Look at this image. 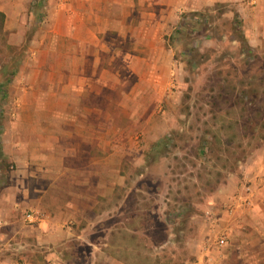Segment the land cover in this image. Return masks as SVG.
Returning <instances> with one entry per match:
<instances>
[{
  "label": "crops",
  "instance_id": "crops-1",
  "mask_svg": "<svg viewBox=\"0 0 264 264\" xmlns=\"http://www.w3.org/2000/svg\"><path fill=\"white\" fill-rule=\"evenodd\" d=\"M182 9L230 18L248 49L264 55V0H0V33L8 38L0 54V175L10 166L9 183L0 189V231L22 240L15 249L19 260L1 257L0 264H34L42 247L48 261L62 264L72 242L79 247L92 229L108 246V231L127 233L128 223L143 222V213L125 215V203L131 191L144 189L140 180L148 174L144 162L151 150L139 147L141 132L135 136L144 119L134 113L135 128L128 120L130 99L145 91L127 90L123 80L138 76L134 64L147 58L125 46H138L162 29V16L173 18ZM153 58L152 67L160 62ZM150 75L154 79L155 70ZM156 83L150 91L160 96ZM157 132L159 146L164 139ZM247 160L210 188L198 204L201 212L172 206L164 246L183 241L186 247L170 251L169 264H242L245 255L264 250L258 241L264 240V141ZM28 210L44 217L31 222ZM224 232L228 241L220 246ZM96 245L105 264H144L143 251L139 263L129 260L133 251L123 257L122 250L120 257L112 246L103 251ZM161 247L153 253L157 264Z\"/></svg>",
  "mask_w": 264,
  "mask_h": 264
},
{
  "label": "rangeland",
  "instance_id": "rangeland-1",
  "mask_svg": "<svg viewBox=\"0 0 264 264\" xmlns=\"http://www.w3.org/2000/svg\"><path fill=\"white\" fill-rule=\"evenodd\" d=\"M190 12L182 9L173 18L162 16V29L159 32H150L147 40L137 42L138 46L133 41H128L125 46L130 53L147 58L134 64L139 71L138 76L130 75L123 80L127 90L145 91L144 95L138 93V99H130L128 120L129 125L135 128L134 113L144 119V125L139 126L135 136L141 132L139 147L144 146L145 151L151 150L146 153L144 162L148 174L140 180L144 189L131 191L125 203L128 208L125 215L131 217L135 213H143V222L128 223L131 228L127 233L108 231V246L104 244L106 238L98 236L103 233L92 229L91 233L86 234V239L79 241V247L76 246L78 242H72L73 248L63 257L65 262L62 264H105L108 258L104 260L106 254L99 250L94 252L96 244L103 251L112 246L114 255L120 257L122 250L123 257L128 251H133L135 253L129 260H139V263L140 252L143 251L144 264H157L153 253L160 245L162 256L159 264H169L170 251L181 250L184 253L186 247L183 241L176 244L167 242L164 246L169 236L168 230L172 229L169 227L168 213L172 206L186 204V213L190 214L195 208L201 212L198 204L212 194L210 188L227 181L231 176L230 171L237 168L239 161L240 166L246 163L264 141V55L248 49L246 38L241 31L233 30L228 17L216 20L211 15L201 13L203 25L199 31L194 35L188 31L176 34L185 15ZM7 39L1 32L0 54L7 51ZM153 57L155 61L159 58L160 62H155L152 67L148 61ZM19 63L17 61L14 65L18 66ZM152 70H155L154 79H150ZM156 81L160 85V96L150 91L152 84H157ZM142 105L144 107L140 109ZM157 131L165 139L159 146L154 141ZM246 154L245 161L238 159ZM5 167L8 169L0 175V189L9 183L6 172L10 166ZM236 171L242 175L241 167ZM244 185L245 188L251 187V182L247 181ZM190 202L197 203L196 207H190ZM159 205L162 206L160 209ZM37 216L39 220L44 217L41 211ZM111 222L109 220L107 224ZM102 232H105L104 229ZM132 232L137 234L136 238L130 237ZM92 233L95 235L91 236ZM21 241L18 235L9 236L1 230L0 258L13 256L19 260L15 249ZM258 241L264 243V240ZM42 248L36 255L39 261L36 262L35 257L33 263L52 264L44 256L46 248ZM136 250L139 255H135ZM245 258L248 260L242 261V264H264V250H258L254 256L245 255Z\"/></svg>",
  "mask_w": 264,
  "mask_h": 264
},
{
  "label": "trees",
  "instance_id": "trees-1",
  "mask_svg": "<svg viewBox=\"0 0 264 264\" xmlns=\"http://www.w3.org/2000/svg\"><path fill=\"white\" fill-rule=\"evenodd\" d=\"M2 15L3 14L0 12V17H2ZM184 19L185 20H182L180 27L177 29L176 34L178 35L182 34L183 32L185 33L186 31L194 34L203 25L201 14L198 12L187 13ZM163 141H165V139Z\"/></svg>",
  "mask_w": 264,
  "mask_h": 264
},
{
  "label": "built area",
  "instance_id": "built-area-1",
  "mask_svg": "<svg viewBox=\"0 0 264 264\" xmlns=\"http://www.w3.org/2000/svg\"><path fill=\"white\" fill-rule=\"evenodd\" d=\"M247 190H248V193H249L250 196H252V195L254 194V193H252L253 190L251 189V187H248ZM247 203H250V198H248ZM229 210L232 211L231 208H229ZM26 215H27V216H26L27 220H29V221H31V222H33V221L36 220L37 213H36L35 211L31 210V211H29ZM207 215H208L209 218H211V220H214V216H213L210 212H208ZM226 242H227V233L224 232V233L220 236V238L218 239V244H219L220 246H223V245L226 244Z\"/></svg>",
  "mask_w": 264,
  "mask_h": 264
}]
</instances>
